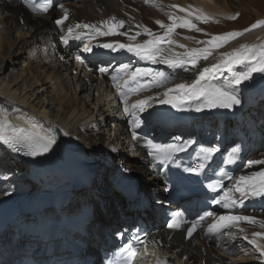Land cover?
I'll return each instance as SVG.
<instances>
[{"label":"bare ground","instance_id":"obj_1","mask_svg":"<svg viewBox=\"0 0 264 264\" xmlns=\"http://www.w3.org/2000/svg\"><path fill=\"white\" fill-rule=\"evenodd\" d=\"M57 1L59 4L50 8L47 13H38L31 10L29 0H0L1 60L5 59L3 51L8 53L11 47L15 48L19 55L33 47L29 58L30 61L32 58V63L27 62L23 65L25 66L23 70L12 72L7 81L2 77L4 68L1 65L2 62L0 63V109L4 110L0 111V117L6 116L12 125L28 131L32 130L29 121H34L44 128H53L56 133V143L52 148L47 153L35 157L26 155L27 149L14 152L7 145L0 143V171L2 174L3 172L7 174L6 177L10 180L5 179L6 184L0 185V199L3 196L20 194L12 190L24 188L25 183L29 190L33 191L37 188V185L30 180L31 176L35 177L30 161H34L37 157L46 155L60 158L77 157L85 162L87 167L90 165L94 168L92 170L94 177L85 178L81 188L73 189L67 210L70 213L79 206L87 205L92 211L93 219L88 225L91 235L87 240L89 251L93 253L97 252V246L101 240L106 239L107 228L122 226L125 221L123 218L127 219L135 214L134 211L126 209L125 198L116 192L111 184L112 180L109 176L117 166L129 171L138 189L149 196L154 193L157 194L156 197H159L162 185H156L157 179L151 168L145 167L147 163L145 152L140 146L131 144L130 133L137 131V128L133 129L131 124L127 123L124 103L121 102L117 108H113L118 115L114 117L111 115L108 105L113 87L111 76L116 72L107 67L110 62L91 60L88 54H83L81 51L84 50L85 45L96 50L105 42L143 43L151 38L144 34V28L150 29L154 35H163L164 29L156 21L168 24L170 23L169 13L185 15L171 7L173 5L201 10L210 17V20L219 21L228 19L229 5L224 1L222 5L221 0H158L160 8L146 4L145 0ZM65 11L68 19L63 25L58 26L56 20L61 19ZM111 17L124 21L123 27L119 29V32L124 35H93L88 29H75L73 37L69 38L67 44L61 40V37L66 35L68 27L76 24H93L105 31L101 22ZM192 22L201 27L200 21L193 18ZM12 25L25 28L26 31L23 32L19 28L12 30L10 29ZM189 32V29L177 28L171 35L175 43H162L161 55L180 54L185 49H190V46L201 48L188 38ZM131 36H136V39L131 40ZM261 43H264V26L255 31L244 32L242 36L230 40L221 48L212 49L208 59L198 61L194 69L185 70L184 66L163 67L162 63H152L133 53H125L118 66L129 65L130 70L149 68L153 73H165L168 79L159 85L145 79L146 77L139 79L142 82L138 87L141 92L140 97L144 99L152 97L144 111L140 112V117L143 118L140 122L147 123L145 126L150 125L159 134L176 135L180 129L191 132L192 126L168 128L155 124L148 116L152 104L163 98V93L174 88L175 85L190 84L202 68L216 63L221 53L231 52L241 44ZM179 45H184L185 48ZM78 55L81 57L80 60L76 59ZM50 59L52 66L46 72L42 70L39 76L32 75L35 74L34 71L32 72L33 64L46 66ZM5 65L8 64L5 63ZM100 67L107 68L108 72L101 74L98 71ZM236 70H242V67L237 66ZM123 79L126 77L121 75V82ZM230 79L231 73L224 71L217 73L215 78L210 77L205 83L223 87ZM69 91L72 94H69ZM235 91L238 98L243 101L241 108L245 109L244 112L231 111L229 116L241 115L240 122L244 128L248 120L254 119L252 125H255V128H246V132L237 121L231 126L232 128L240 127L243 130L247 143L250 137L252 141L248 144L246 164L241 165L238 174L227 186L226 192H230L237 202L231 204L232 210L226 214L254 217L257 223L240 221L230 225L218 243L202 238L203 233L216 218L201 223L200 231L189 240H184L181 232L156 230L151 234L149 241L157 245L158 250L143 264H154L157 258L166 259L167 264H264V256L249 242L254 238L253 233H264V228L260 226V222L264 221V208L250 203L254 196L241 197L233 189L237 178L252 176L264 168V164L251 166L248 164L250 160H264V140L262 139L264 125L261 123L264 117V73H254L251 79L236 87ZM131 99L133 98H129L128 102ZM208 123L223 131L224 119L219 120L217 124L214 121ZM235 133L240 136V132ZM22 152L26 159L25 164L17 161L15 157V154L20 155ZM49 178L51 177L47 176L45 180ZM236 204H239V208L235 207ZM136 214L140 216L138 211ZM18 234L14 228H8L0 237V264H7L13 256L16 258L15 254L22 243V237ZM255 239L258 244L264 246V237H255ZM239 254L256 256L244 260L242 257H237ZM94 264H101V256L97 255V261Z\"/></svg>","mask_w":264,"mask_h":264},{"label":"snow or ice","instance_id":"obj_2","mask_svg":"<svg viewBox=\"0 0 264 264\" xmlns=\"http://www.w3.org/2000/svg\"><path fill=\"white\" fill-rule=\"evenodd\" d=\"M145 3L152 7H161L158 0H145ZM51 6V0H43L41 3L30 4L31 10L38 13H47ZM171 7L177 9L179 12L185 13V15L178 16L175 15V13H169L168 19L170 23L168 24L156 21V23L164 29L163 35H154L150 29L144 28V34L151 38L143 41V43H107L99 46L112 51L126 50L141 59L150 60L152 63H162L170 68L183 67L185 65L195 67L201 59H208V57L212 54V49L221 48L230 40L242 36L244 32H250L253 29L264 26V20H258L256 23L251 25L250 28L244 29V32H228L222 35L213 36L208 41L201 42L206 44L207 47L185 49V51L180 54L163 56L161 55V45L164 42H167L168 44L175 43V41L171 39V35L177 28H186L189 30L194 29L195 31L200 32L202 30L197 28L192 22L193 18L202 23H208L210 20V17L204 14L201 10L191 8L185 9L176 5ZM229 18L235 19L236 17L232 16ZM67 19L68 14L65 11L64 16L61 19L56 20V24L58 26L63 25L64 21ZM101 25L106 29L105 31H102L100 26L93 24H76L74 26H70L67 29L66 35L61 37V40L63 43L67 44L69 42V38L73 37L75 29H88L90 30V34L93 35H124V33L119 32V29L124 25V21L122 20L118 21L115 17H111L108 20L102 21ZM137 35H140V33H137ZM76 38H78V36ZM130 39L135 40L136 36H131ZM179 47L185 48L184 45H179ZM84 51L91 52L92 49L88 45H85ZM76 59L80 60L81 57L78 55ZM237 66H241L242 70H236ZM129 67V65H122L121 68L111 76V79L113 81V86L117 88L121 101L125 105L124 111L133 117L129 123L133 129H136L140 127V119L137 117V112L144 111L152 97L137 100L129 105V94L140 91V88H132L129 87V85L134 82H138L142 77L148 76H152L155 84L159 85L164 80L168 79V77L163 72L153 73L152 69L149 68H135V70L129 71ZM98 71L101 74H105L108 72V69L100 67ZM224 71L231 73V79L223 87L212 86L205 83L210 77L215 78L217 73ZM121 73L124 77H126V79H123L122 82ZM254 73H264V43L241 44L238 48L233 49L231 52L221 53L217 62L208 67L202 68L190 84L181 83L175 85L174 88L166 90L163 93V98H160L158 102L160 104H168L177 108L188 100L202 99L205 107L213 108L219 106L223 108H231L234 105H239L241 103L236 94L235 88L251 79ZM196 110L200 111L201 109L200 107H197ZM0 111L4 110L0 109ZM29 123L32 127L31 131L12 125L6 116L0 117V143L7 145L14 152H18L21 149H27L25 154L33 157L47 153L56 143V133L54 129L51 127L44 128L42 125H38L34 121H29ZM132 139L134 141L138 139L135 131L132 133ZM147 144L150 148L148 153L149 156L159 161H167L175 153L185 150L179 143L155 144L149 140ZM215 151L216 149L213 147H201L199 149V152L203 155L204 159L211 158ZM237 151L238 149L234 148L227 156L225 163H234L236 158L235 153ZM248 164L249 166L264 164V160H250L248 161ZM203 168L204 164L201 163L198 167H190L186 169V171L199 174ZM220 175H226L223 169L220 170ZM233 189L235 192L239 193L241 197L249 195L264 197V171L254 173L252 176H241L237 178L233 185ZM213 202L216 204L223 203V206L228 208L230 204H235L237 201L233 198L230 192H224L219 199L214 200ZM207 215L211 216L212 213L209 212ZM202 219H204V217H201V220ZM240 221H247L253 224L257 223L254 217L225 215L219 216L212 224H210L209 231L225 228ZM198 223L199 222L197 221L193 223L190 228H188L187 235L189 237L195 231ZM167 226L170 229H177L180 227V222L176 218H173L168 222ZM260 226L264 228V221L260 222ZM253 237L254 238L249 242L257 248L262 256H264V246L258 244L255 239V237H264V233H253ZM140 242L143 243V241ZM123 251L126 253L123 257L125 264H134L137 252L132 244H129ZM157 264H164V262L157 260Z\"/></svg>","mask_w":264,"mask_h":264},{"label":"rangeland","instance_id":"obj_3","mask_svg":"<svg viewBox=\"0 0 264 264\" xmlns=\"http://www.w3.org/2000/svg\"><path fill=\"white\" fill-rule=\"evenodd\" d=\"M174 1V0H172ZM226 2V4L229 5V16L228 19L225 21H219V20H209L208 23H202L200 22V26L197 28H200L202 31L197 32L194 29L190 30L188 34V38L195 43V45H199L201 48L207 47L206 44L201 43L203 41L210 40L213 36L216 35H222L224 33L228 32H244V29L250 28L251 25L256 23L258 20H264V0H221L220 3L224 5L222 2ZM233 10V11H232ZM257 14V15H256ZM235 16V19H230L229 17ZM259 16V17H258ZM13 26V27H12ZM10 29L14 30L15 28H19L18 26L12 25ZM1 28V27H0ZM259 28V27H258ZM256 28V29H258ZM21 31L25 32V28H19ZM256 29H253L251 31H255ZM1 30V29H0ZM18 32V31H17ZM14 34V33H13ZM239 38V37H237ZM191 48H198V47H191ZM23 49V48H22ZM33 50V47H31L28 50L20 53L15 48H9L8 53L3 51V58L4 60H1L0 57V63L2 62V66L4 68V74L2 77H4L7 81L11 77L12 72L20 71L25 68V65L27 62L32 63L29 58L31 57V52ZM31 51V52H30ZM213 51V50H212ZM16 52V53H15ZM12 54V55H11ZM13 54H16L15 56ZM16 58V59H15ZM15 61V62H14ZM51 59L47 62L48 64L46 66H36V63L33 64L32 72L35 74H32L33 76H39L40 71L45 70V72L52 66V62L50 63ZM7 63L8 65H5ZM43 68V69H41ZM185 69H194L193 66H184ZM63 74V73H60ZM188 82L190 80L187 79ZM173 82V81H172ZM174 83V82H173ZM70 92V91H69ZM69 94H72L71 92ZM62 131V130H61ZM5 177V176H4ZM24 191L29 190V187H27V183L24 184ZM250 254V252H249ZM248 255V254H247ZM242 255L239 254L237 257H242L244 260L247 258H250L251 256L256 255Z\"/></svg>","mask_w":264,"mask_h":264}]
</instances>
